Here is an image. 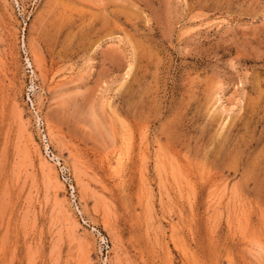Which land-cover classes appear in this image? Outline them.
<instances>
[{"label": "rangeland", "instance_id": "1", "mask_svg": "<svg viewBox=\"0 0 264 264\" xmlns=\"http://www.w3.org/2000/svg\"><path fill=\"white\" fill-rule=\"evenodd\" d=\"M0 264H264V0H0Z\"/></svg>", "mask_w": 264, "mask_h": 264}]
</instances>
